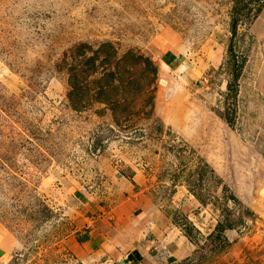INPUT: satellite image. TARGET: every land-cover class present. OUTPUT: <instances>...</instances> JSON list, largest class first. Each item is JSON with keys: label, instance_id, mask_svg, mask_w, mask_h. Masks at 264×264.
I'll use <instances>...</instances> for the list:
<instances>
[{"label": "rangeland", "instance_id": "374dc122", "mask_svg": "<svg viewBox=\"0 0 264 264\" xmlns=\"http://www.w3.org/2000/svg\"><path fill=\"white\" fill-rule=\"evenodd\" d=\"M0 264H264V1L0 0Z\"/></svg>", "mask_w": 264, "mask_h": 264}, {"label": "trees", "instance_id": "16d2710c", "mask_svg": "<svg viewBox=\"0 0 264 264\" xmlns=\"http://www.w3.org/2000/svg\"><path fill=\"white\" fill-rule=\"evenodd\" d=\"M260 1H264V0H260ZM234 25V24H233ZM233 28H234V26H233ZM233 30V29H232Z\"/></svg>", "mask_w": 264, "mask_h": 264}, {"label": "crops", "instance_id": "0c3cea01", "mask_svg": "<svg viewBox=\"0 0 264 264\" xmlns=\"http://www.w3.org/2000/svg\"><path fill=\"white\" fill-rule=\"evenodd\" d=\"M89 234H91V232H88Z\"/></svg>", "mask_w": 264, "mask_h": 264}]
</instances>
